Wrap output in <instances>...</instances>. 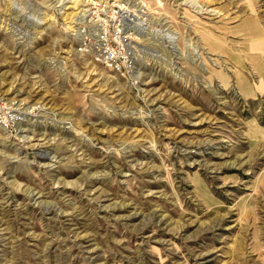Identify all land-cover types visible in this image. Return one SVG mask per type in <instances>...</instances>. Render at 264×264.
Here are the masks:
<instances>
[{
    "label": "rangeland",
    "instance_id": "obj_1",
    "mask_svg": "<svg viewBox=\"0 0 264 264\" xmlns=\"http://www.w3.org/2000/svg\"><path fill=\"white\" fill-rule=\"evenodd\" d=\"M0 264H264V0H0Z\"/></svg>",
    "mask_w": 264,
    "mask_h": 264
},
{
    "label": "built area",
    "instance_id": "obj_2",
    "mask_svg": "<svg viewBox=\"0 0 264 264\" xmlns=\"http://www.w3.org/2000/svg\"><path fill=\"white\" fill-rule=\"evenodd\" d=\"M83 42L93 57L110 69L121 71L132 66L125 51L121 50V47L111 40L101 24L92 30H88Z\"/></svg>",
    "mask_w": 264,
    "mask_h": 264
},
{
    "label": "bare ground",
    "instance_id": "obj_3",
    "mask_svg": "<svg viewBox=\"0 0 264 264\" xmlns=\"http://www.w3.org/2000/svg\"><path fill=\"white\" fill-rule=\"evenodd\" d=\"M251 28H253V30L257 31V32H255L256 34H262V32H263V31H261L257 21H252V27L249 26L248 21L247 22L245 21V23L242 25L243 30L251 29ZM125 38H126V36H125Z\"/></svg>",
    "mask_w": 264,
    "mask_h": 264
},
{
    "label": "crops",
    "instance_id": "obj_4",
    "mask_svg": "<svg viewBox=\"0 0 264 264\" xmlns=\"http://www.w3.org/2000/svg\"><path fill=\"white\" fill-rule=\"evenodd\" d=\"M255 32H257L256 30H253V28L251 29H246L245 31H242V33H245L246 35H253V37H260L262 34H256Z\"/></svg>",
    "mask_w": 264,
    "mask_h": 264
}]
</instances>
